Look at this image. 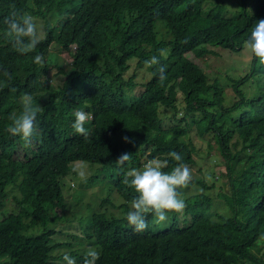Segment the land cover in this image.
Returning <instances> with one entry per match:
<instances>
[{"label":"trees","instance_id":"trees-1","mask_svg":"<svg viewBox=\"0 0 264 264\" xmlns=\"http://www.w3.org/2000/svg\"><path fill=\"white\" fill-rule=\"evenodd\" d=\"M12 12L44 20L46 36L36 48L20 50L12 42L3 23ZM261 18L264 0L233 12L224 10L221 0H0V263L63 259L64 254H53L63 242L50 224L65 214L63 177L73 162L86 161L111 167L113 186L123 198L119 206L111 203L121 215L99 209L83 227L84 238L97 249L95 264H264V62L252 55L250 72L233 79V103L225 106L218 79L211 81L194 60L213 55L212 46L239 51ZM159 27L168 39L158 38ZM51 40L68 53V66L48 58ZM36 54L39 64L33 62ZM154 55L159 64H146ZM131 60L147 68L146 82L125 76ZM52 71L62 76L59 85H48ZM258 75L256 91L246 96L241 88ZM8 93L14 98L3 101ZM26 93L40 109L27 145L7 132ZM162 108L172 111L169 122ZM78 109L92 116L85 124L87 137L71 127ZM191 125L223 157L229 215L212 216L211 200L202 193L181 198L194 183L190 180L177 189L184 208L167 211V224L154 223L155 215L148 213L147 227L133 231L125 215L136 193L125 179L153 160L166 161L162 171L178 163L194 165ZM173 151L181 161L169 156ZM125 153L127 159H118ZM54 161L64 175L47 181ZM22 184L11 208L1 212L8 190ZM77 259L86 263L88 257Z\"/></svg>","mask_w":264,"mask_h":264},{"label":"rangeland","instance_id":"rangeland-1","mask_svg":"<svg viewBox=\"0 0 264 264\" xmlns=\"http://www.w3.org/2000/svg\"><path fill=\"white\" fill-rule=\"evenodd\" d=\"M221 4L224 10L233 12L240 10L244 4H247L248 7L251 6V0H221ZM33 19L38 26L42 25L44 28L43 19L39 17ZM52 23L53 21H51V24ZM159 25L160 24H157V26ZM158 38L168 39L169 35L165 30L159 27ZM246 42L247 41L243 43L239 51H230L212 46V49L215 51L213 55H206L202 58L194 59L208 74L211 81L215 78L218 79L222 86L221 93H223L225 106H230L233 103V98L235 96L231 91L233 79H239L249 73L251 69L252 53ZM47 56L53 63L58 64L60 67L69 65L68 62L70 58L68 53L61 50L54 40H51L48 45ZM189 56L192 57V54H189ZM129 62L130 67L125 72V76L129 77L134 74L137 83L141 84L146 82L149 78L147 68L145 66L138 67L136 60H131ZM52 72L48 76V85H59L62 76ZM260 80L261 78L259 75L255 76L241 88L246 96L254 94L257 89L256 85ZM13 98V93L3 95V101H11ZM183 105L182 96L178 94L176 106L179 111H182ZM161 115L165 117L166 122H169L172 111L162 108ZM178 116H182V114L179 113ZM188 121L191 123V119L188 118ZM190 135L196 146V151L194 153L195 164L188 166L190 169V180H194V183L182 190V192L186 191V193L181 196V198L202 193L211 200L210 212L212 216L215 217L217 213L229 215L230 210L227 201L229 191L226 186L227 181L224 175L225 166L223 157L214 142H211L209 146L207 136H204L206 137L205 139H201L197 136L194 125H191ZM147 163L149 162H146L137 170L142 169ZM110 168L111 167L107 168L103 165L86 161H75L71 164L70 169L72 171H69L62 179V192L67 200V205L64 209L65 214L59 216L50 224L57 232L55 239L63 242L62 245L54 249L53 254L55 257L65 253L69 254L72 251L76 254L72 258L74 264H86L77 259V256H84L89 250H97L95 247L91 246L92 243L88 238H84L85 232L83 231V227L87 224L89 216L99 209L105 210L107 215L113 213L118 217L122 214L121 209L113 208V205H111L112 203L114 206H119L120 203H123V198L116 192L113 186L112 181L116 173ZM61 175H64V172L61 170L59 163L57 161L51 162L46 171V180L52 181ZM201 183L206 184L208 188H203ZM22 188H24V184L19 188H10L8 190V198L1 212L11 208L12 196L18 194ZM103 199H108L110 203H104L103 206H101ZM158 223L160 225L167 224L168 219ZM0 264H5V259H2ZM55 264H66V261L61 258H56Z\"/></svg>","mask_w":264,"mask_h":264},{"label":"clouds","instance_id":"clouds-1","mask_svg":"<svg viewBox=\"0 0 264 264\" xmlns=\"http://www.w3.org/2000/svg\"><path fill=\"white\" fill-rule=\"evenodd\" d=\"M3 23L14 37L12 42L20 50L30 51L45 39L46 32L43 26H38L30 14L17 15L16 12H12L3 20ZM246 43L252 55L264 62V18L256 20ZM33 62L41 63V55L36 54L33 57ZM145 63L156 65L159 64V59L154 55ZM159 74L160 79L163 80V64L159 66ZM4 75L11 79L7 72ZM38 111L40 109L34 105L33 96L27 93L24 94L21 97L19 112L10 117L7 132L11 136H19L26 145L31 143L34 133V121ZM73 116L72 129L75 133L87 137L89 133L85 124L91 120V113L78 109L73 113ZM169 156L175 161H181L180 155L174 151L170 152ZM118 159H127V153L122 154ZM165 163L166 161L153 160L142 169L133 170L129 174L130 179H125V183L136 193L131 207L125 215L126 222L133 231H143L147 227L145 217L148 213H153L156 218L155 222L158 223L166 219L167 211L178 212L184 208V201L179 198L177 189L189 183L191 178L190 169L187 165L178 163L170 171H162ZM86 256L88 257L86 264H95L98 253L95 250H89ZM63 259L66 264H74L73 259L67 253L64 254Z\"/></svg>","mask_w":264,"mask_h":264}]
</instances>
